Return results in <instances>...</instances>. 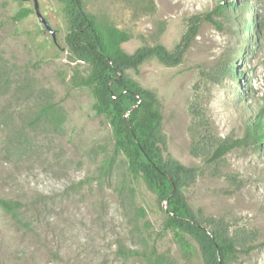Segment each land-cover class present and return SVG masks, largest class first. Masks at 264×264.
<instances>
[{
    "label": "rangeland",
    "instance_id": "rangeland-1",
    "mask_svg": "<svg viewBox=\"0 0 264 264\" xmlns=\"http://www.w3.org/2000/svg\"><path fill=\"white\" fill-rule=\"evenodd\" d=\"M219 1L82 4L109 53L113 30L130 35L119 44L128 54L171 51L198 20L179 64L152 57L126 75L158 99L162 156L196 170L182 188L191 210L237 241L229 264H264V137L247 134L264 107V0H223L232 5L216 12ZM21 8L30 12L13 20ZM67 31L58 0H0V198L28 204L16 218L0 206V264H203L163 229L164 203L129 173L77 85L89 65ZM223 141L232 148L209 161Z\"/></svg>",
    "mask_w": 264,
    "mask_h": 264
},
{
    "label": "trees",
    "instance_id": "trees-1",
    "mask_svg": "<svg viewBox=\"0 0 264 264\" xmlns=\"http://www.w3.org/2000/svg\"><path fill=\"white\" fill-rule=\"evenodd\" d=\"M58 1L67 19L64 41L68 50L76 59L89 65V73L77 79V85L88 89L93 98L94 114L103 117L110 126L113 146L123 154L129 173L139 177L156 194L158 202L164 203L163 229L172 231L185 256L199 255L203 264H229L239 251L237 241L219 222L212 218L202 222L191 210L182 188L194 180L196 170L162 156V115L158 99L126 75L128 69L138 71L139 66L152 57L167 66L179 64L194 38L198 20H191L186 33L171 51L156 44L128 54L119 44L127 41L130 35L113 30L116 48L109 53L102 43L94 16L85 11L82 0ZM231 2L220 0L214 10L224 12ZM29 12V9L21 8L12 19L20 20ZM263 116L264 107L258 109L253 124L257 134L249 129L248 135L257 139L264 137ZM231 148L232 143L228 141L218 143L208 160L219 158ZM0 206L16 218L28 204L0 198ZM41 211L37 209L38 214Z\"/></svg>",
    "mask_w": 264,
    "mask_h": 264
},
{
    "label": "water",
    "instance_id": "water-1",
    "mask_svg": "<svg viewBox=\"0 0 264 264\" xmlns=\"http://www.w3.org/2000/svg\"><path fill=\"white\" fill-rule=\"evenodd\" d=\"M39 19H41V21L43 22L45 27L50 30V26H49L48 22L44 18H42L40 15H39Z\"/></svg>",
    "mask_w": 264,
    "mask_h": 264
}]
</instances>
